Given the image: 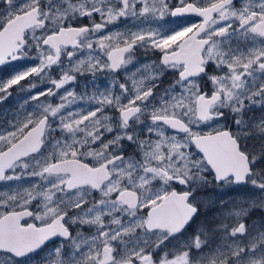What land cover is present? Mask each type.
I'll use <instances>...</instances> for the list:
<instances>
[{"label":"snow or ice","instance_id":"obj_1","mask_svg":"<svg viewBox=\"0 0 264 264\" xmlns=\"http://www.w3.org/2000/svg\"><path fill=\"white\" fill-rule=\"evenodd\" d=\"M14 62L0 182H33L0 191V264H264V0H0ZM208 188L251 195L197 224Z\"/></svg>","mask_w":264,"mask_h":264},{"label":"rangeland","instance_id":"obj_2","mask_svg":"<svg viewBox=\"0 0 264 264\" xmlns=\"http://www.w3.org/2000/svg\"><path fill=\"white\" fill-rule=\"evenodd\" d=\"M27 66L26 64H21L20 66H18L15 70H12V74L15 71L21 70L22 67ZM127 71L131 72V68L130 66L128 67ZM11 74V75H12ZM53 74L55 75V70L53 72ZM6 75V74H5ZM7 76L4 77V74H2V77H0V79L6 78ZM92 77L90 75H86L83 77H78V83L75 85V90L77 93L84 91V85L86 83H88L89 81H91ZM98 82L101 85V87H105L107 86V79L105 76L103 75H99L98 76ZM22 83H26V82H22ZM49 85H42L40 88L35 89L34 91H42L43 88L48 87ZM67 87H72V85H68ZM89 92H91L92 90V86L90 83H88V89ZM61 92H63V89H61ZM29 95V93L27 92H18L15 88L13 89L12 92V97L9 100V104L6 106H0V114H7L8 118H3L2 121L5 120H12L14 118V114L17 112H23L24 109L20 107V104L23 102V100ZM43 99V98H42ZM55 102V101H54ZM77 106H83V102H80L78 105H74V107ZM28 107H31V105H29ZM2 117H0L1 119ZM17 182H14L13 184H8L6 185L2 191H8L10 188L12 187H16ZM26 183V182H25ZM21 184V182H20ZM27 187V186H26ZM199 195L201 197L204 198H212L214 197L217 201L216 207L217 209L214 211H207L208 209L212 208L209 207L206 211L204 209H202V214L199 218V220L197 221V224L204 222L205 223V218L209 219L208 221H210L212 215L214 213H216L219 210V204L218 201L222 200V199H226V198H231L232 200H236L238 198H242L245 196H249L251 195V192L249 190H240V189H234V190H217V189H212V188H208L206 190H203L201 193H199ZM215 207V206H213ZM215 207V208H216ZM205 216V218H204ZM206 221V222H208ZM254 222H259L261 224V227H264V211H260V210H256L250 213V215L246 218V223L251 225ZM197 225H193V227L195 228ZM189 235H191V230L189 231ZM175 241L172 242V244H174ZM172 244H169V248L171 249Z\"/></svg>","mask_w":264,"mask_h":264},{"label":"flooded vegetation","instance_id":"obj_3","mask_svg":"<svg viewBox=\"0 0 264 264\" xmlns=\"http://www.w3.org/2000/svg\"><path fill=\"white\" fill-rule=\"evenodd\" d=\"M187 21L188 22H196L197 21V18L196 17H188L187 18ZM84 23H87V20L83 21ZM180 21H177L176 23H173V20L171 17H165V20L164 21H159L158 23L160 24H164L165 27H176L177 26V23H179ZM155 26V25H154ZM132 28L133 27V24L131 21H126V20H121L120 22H118L117 24H114V25H109V30H113V29H116V28H120V29H123V28ZM138 58L139 60L142 62L143 61V56L138 54ZM15 63V66L13 65H5V66H0V77H2V74H4V77L5 76H10L12 74V70H15L18 66H20L23 62H14ZM135 63L133 65H130V68L131 70L134 69L135 67ZM129 67V66H128ZM6 74V75H5ZM174 78L172 76H167L163 82V84L161 85V87H167L169 83L172 82ZM12 97V96H11ZM10 97V98H11ZM10 98L5 101L4 103L0 104V106H6L9 104V100ZM255 115H259V111L255 112L254 113ZM0 117H2L0 119V121H2L3 118H8V115L7 114H0ZM132 149H129V152H131ZM14 182H17L16 185L17 186H23V187H26L28 186L30 183H32V179L28 178V177H25L23 180L21 181H10V182H0V191L3 190V188L8 185V184H13ZM21 182V184H20ZM26 182V183H25Z\"/></svg>","mask_w":264,"mask_h":264},{"label":"trees","instance_id":"obj_4","mask_svg":"<svg viewBox=\"0 0 264 264\" xmlns=\"http://www.w3.org/2000/svg\"><path fill=\"white\" fill-rule=\"evenodd\" d=\"M216 209H217V207L216 208L215 207H212V208L208 209L207 211H214ZM204 218H205V216H204ZM208 220L209 219L205 218V223H207L206 221H208Z\"/></svg>","mask_w":264,"mask_h":264}]
</instances>
